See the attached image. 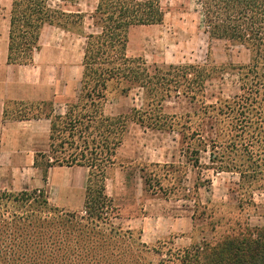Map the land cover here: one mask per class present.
<instances>
[{
    "label": "trees",
    "instance_id": "trees-1",
    "mask_svg": "<svg viewBox=\"0 0 264 264\" xmlns=\"http://www.w3.org/2000/svg\"><path fill=\"white\" fill-rule=\"evenodd\" d=\"M53 1L13 0L7 61L9 64L32 63L34 54L40 49V36L46 25L85 34L83 75L78 98L69 104L66 114L47 115L52 118L50 149L43 156L46 158V169L53 166H81L89 170L82 210L89 213L91 224L100 228L103 223L101 218L105 217L103 202L106 198L108 163L122 145L128 122L152 130H175L179 124L174 116L161 112L163 102L172 95L198 99L204 95L206 81L214 68L200 64H171L161 68L149 65L142 56L128 55L129 31L132 27L164 21L166 13L161 0H99L92 14L99 30L90 33L83 30L84 13L65 11L53 6ZM195 2L209 38L243 45L249 49L251 56L249 63L238 69L242 93L205 107L211 110L206 117L215 123L213 127L219 130L225 127L219 116L229 121L227 132L223 134L217 130L207 133L205 128L191 131V126L185 125L178 132L185 139L194 141L187 144L188 151L194 157L193 165L199 163L200 154L208 150V145L212 146V150L218 148L223 141L221 139L228 136L229 144L225 148L231 153L235 150L238 153L241 148L237 145L242 143L245 145L242 149V153L246 152L243 154L245 160L237 164L232 162L234 158L229 161L230 154H219L214 150L210 155V161L214 164L212 168L216 172H236L244 180L263 179L264 0ZM110 85H115L125 94L142 89V106L133 107L127 114L107 115L105 103ZM89 135H93L92 140H89ZM60 138L61 142L56 145L55 141ZM66 144L74 150L67 156L55 157L58 149H65ZM255 145H258V151L250 150L249 146ZM52 157H55L53 161ZM36 191L42 190L3 193L30 196ZM46 200L49 202L47 197ZM12 224H0V264H163L172 257L169 249L165 252L140 243V236L134 238L131 229L126 230L119 245L114 243L113 246L114 237L120 238L119 229L110 235L104 230L94 231V227H91L87 233L91 239L97 234L103 246L94 249L84 244L82 238L74 236L77 247L74 254H69L62 246L55 244L57 240L42 242L37 238L36 227H43V224L27 222L22 217L13 224L15 232L11 229ZM48 245L55 247L49 250ZM114 250L118 252L117 255H113ZM182 250L188 256L184 257L182 264H264V237L260 233L254 236V231L249 228L241 238L227 235L215 243L204 242Z\"/></svg>",
    "mask_w": 264,
    "mask_h": 264
},
{
    "label": "rangeland",
    "instance_id": "rangeland-1",
    "mask_svg": "<svg viewBox=\"0 0 264 264\" xmlns=\"http://www.w3.org/2000/svg\"><path fill=\"white\" fill-rule=\"evenodd\" d=\"M161 1L166 13L164 21L160 24L132 27L129 31L127 53L130 56H142L149 65L161 68L171 64H200L213 67L214 72L206 81L204 95H200L196 100L184 95H172L163 102L161 112L174 116V120L179 124L173 131L152 130L138 123L128 122L122 145L108 163L106 198L103 202L105 217L101 218L103 223L100 228L91 224L89 213L83 210L62 209L47 202L43 188L30 196H9L0 191V224H15L22 217L27 222L37 225L41 223L43 227H36L39 240H57V246H62L64 251L74 254L77 247L74 236L82 238L84 244H89L94 249L103 246L100 245L101 240H98L97 234L91 239L87 233L91 227H94V231L104 230L110 235L119 229L120 238L114 237L112 242L113 246L114 243L119 245L120 239L127 233L126 230L130 229L127 226L139 222L146 214V206L149 204L153 212H163L165 209L172 215L176 214L175 216L179 213H194L196 228L192 235L198 244L204 243L205 240L214 243L227 235L241 238L248 228L254 231V236L260 233L264 237V178L250 181L241 179L236 172H216L212 168L214 164L210 161L211 153L217 150L219 154H230L229 161L234 158L232 162L240 164L245 160V151L242 153L245 145L238 143L237 146L241 150L231 153L225 148L229 144L226 136L221 139L223 141L218 148L212 150V146L208 145V150L201 152L199 163L193 165L194 157L188 151L187 144L194 141L185 139L178 132L182 125L191 126V131L205 128L207 133L217 130L223 134L227 132L229 121L219 116L225 127L220 126V130L216 126L213 127L215 123H211L210 118L206 117L211 110L205 107L242 93L238 69L241 65L249 63L251 53L243 45L209 38L195 0ZM5 2L0 0V15L5 12ZM92 14L87 13L83 27L87 33L99 30ZM2 26L3 22L0 21V28ZM48 33H45L46 37L49 36ZM69 42L72 52L76 53V38L70 39ZM79 50L81 51L80 45ZM143 101L142 89H134L125 94L120 88L110 85L105 113L110 116L127 114L133 107H141ZM69 104L32 106L26 113L64 115ZM217 126L219 127V124ZM92 138L93 135H89V140ZM61 140L57 139L56 145ZM64 147L65 149H58L55 157L67 156L74 150L67 147V144ZM249 148L258 151L259 147L255 145ZM55 157H52L51 161ZM45 162L46 160L43 161L44 164ZM56 176L59 178L58 174ZM79 200L80 196L73 198L70 206L79 204ZM2 219L5 221L2 222ZM13 224L11 229L15 232ZM131 230L132 236L137 239L140 236L139 229ZM28 232L30 233V230ZM178 236L179 234L172 233L150 245L151 248L165 252L169 249L172 257L169 262L163 264H182L187 256L182 250V244L171 243L176 242ZM48 246L49 250L55 247ZM112 252L113 255L118 254L116 250Z\"/></svg>",
    "mask_w": 264,
    "mask_h": 264
},
{
    "label": "crops",
    "instance_id": "crops-1",
    "mask_svg": "<svg viewBox=\"0 0 264 264\" xmlns=\"http://www.w3.org/2000/svg\"><path fill=\"white\" fill-rule=\"evenodd\" d=\"M5 1V12L0 15L3 22L0 28V190L21 192L43 188L52 205L80 211L84 208L89 170L81 166H53L46 169L43 155L50 149L52 118L47 114L29 115L26 112L32 106H57L77 100L83 75L85 34L46 25L33 62L9 64L7 57L13 0ZM98 2L54 0L52 4L68 12L84 13L86 20L87 13H94ZM47 32L49 36L46 37ZM74 38L78 43L76 53L72 52L69 42ZM79 196L80 203L75 207L70 206L71 200ZM146 209L139 222L127 226L139 229L140 243L150 246L176 233L179 236L172 244H182L183 248L198 244L192 235L196 228L194 213L175 216L165 209L163 212H153L149 204Z\"/></svg>",
    "mask_w": 264,
    "mask_h": 264
}]
</instances>
